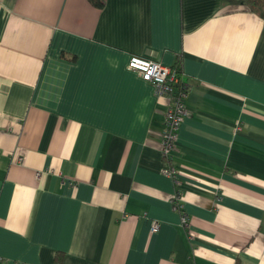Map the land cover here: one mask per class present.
I'll use <instances>...</instances> for the list:
<instances>
[{"label": "crops", "instance_id": "crops-1", "mask_svg": "<svg viewBox=\"0 0 264 264\" xmlns=\"http://www.w3.org/2000/svg\"><path fill=\"white\" fill-rule=\"evenodd\" d=\"M101 1L0 0V264H264V18ZM132 56L191 85L169 160Z\"/></svg>", "mask_w": 264, "mask_h": 264}, {"label": "built area", "instance_id": "built-area-1", "mask_svg": "<svg viewBox=\"0 0 264 264\" xmlns=\"http://www.w3.org/2000/svg\"><path fill=\"white\" fill-rule=\"evenodd\" d=\"M128 66L146 82L151 83L157 95H167L170 98V105L165 113L164 128L161 131L162 153L164 158L169 160L176 149L180 127L188 115L185 105L188 91H182L179 96H175L178 77L171 66L137 56L130 58ZM163 172L174 176L177 170L169 165ZM183 222H187L186 217L183 218ZM158 229L159 224L154 222L152 231L156 232Z\"/></svg>", "mask_w": 264, "mask_h": 264}, {"label": "trees", "instance_id": "trees-1", "mask_svg": "<svg viewBox=\"0 0 264 264\" xmlns=\"http://www.w3.org/2000/svg\"><path fill=\"white\" fill-rule=\"evenodd\" d=\"M96 6H101V0H90ZM229 5H234L238 7H245L251 11L260 14L264 18V0H224ZM178 77V83L176 85L175 96H179L182 91H188L191 87L188 80L185 78L183 71L181 69V64L178 61L175 65L171 66Z\"/></svg>", "mask_w": 264, "mask_h": 264}]
</instances>
